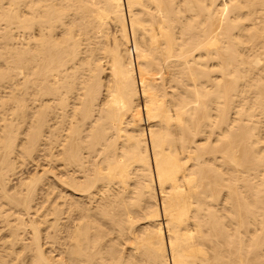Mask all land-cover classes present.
<instances>
[{
    "label": "bare ground",
    "instance_id": "6f19581e",
    "mask_svg": "<svg viewBox=\"0 0 264 264\" xmlns=\"http://www.w3.org/2000/svg\"><path fill=\"white\" fill-rule=\"evenodd\" d=\"M0 218V264H264V0H0Z\"/></svg>",
    "mask_w": 264,
    "mask_h": 264
},
{
    "label": "rangeland",
    "instance_id": "374dc122",
    "mask_svg": "<svg viewBox=\"0 0 264 264\" xmlns=\"http://www.w3.org/2000/svg\"><path fill=\"white\" fill-rule=\"evenodd\" d=\"M34 171H35V167H34V165H33V163H27V165L26 166H24V168L22 169V172H21V174H19L18 176H16L13 180H15V181H13V183L14 184H12V185H10V187L12 188V186L13 185H15L14 187H17L18 185H19V182H20V179L21 178H24V176L25 177H27L28 175H30V174H33L34 173ZM23 174V175H22ZM21 175V176H20ZM19 177V178H18ZM16 178H17V180H16ZM16 182H17V184H16ZM13 187V188H14ZM10 188V189H11ZM12 188V189H13ZM11 189V190H12ZM1 220H0V228L2 227V226H4V219L3 218H0ZM11 219V218H10ZM11 220H13V218L11 219ZM2 230L0 229V236L1 237H3L4 236V232H1ZM3 235V236H2ZM0 237V238H1ZM26 243H27V240H26ZM28 243H29V240H28Z\"/></svg>",
    "mask_w": 264,
    "mask_h": 264
}]
</instances>
